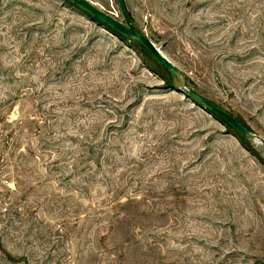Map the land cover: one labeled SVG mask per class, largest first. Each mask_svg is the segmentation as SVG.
I'll use <instances>...</instances> for the list:
<instances>
[{
	"label": "rangeland",
	"instance_id": "374dc122",
	"mask_svg": "<svg viewBox=\"0 0 264 264\" xmlns=\"http://www.w3.org/2000/svg\"><path fill=\"white\" fill-rule=\"evenodd\" d=\"M124 3L181 86L68 1L0 0V264H264V0Z\"/></svg>",
	"mask_w": 264,
	"mask_h": 264
},
{
	"label": "water",
	"instance_id": "95a60500",
	"mask_svg": "<svg viewBox=\"0 0 264 264\" xmlns=\"http://www.w3.org/2000/svg\"><path fill=\"white\" fill-rule=\"evenodd\" d=\"M72 2L77 7L88 11L96 21L101 23L103 26H109L113 31L117 33L124 34L126 37L142 44L154 57L157 59L165 68H167L172 75L175 77L176 82L181 86L180 71L177 66L171 62L162 51L157 48V46L144 34L140 33L132 24L131 18L129 16L128 10L124 3V0H117L122 11V14L126 20V23L120 22L114 16L106 14L99 8H97L92 3L87 0H68ZM186 95L194 102L196 105L208 108L216 113L218 116L227 121L238 133L243 137L255 141L258 139L256 135L251 132L247 127H245L237 118L232 116L230 113L216 105L215 103L204 99L203 97L197 95L194 92L186 91ZM260 143L264 146V139L259 138Z\"/></svg>",
	"mask_w": 264,
	"mask_h": 264
},
{
	"label": "trees",
	"instance_id": "16d2710c",
	"mask_svg": "<svg viewBox=\"0 0 264 264\" xmlns=\"http://www.w3.org/2000/svg\"><path fill=\"white\" fill-rule=\"evenodd\" d=\"M65 1H68V0H65ZM71 5H73V6H76V5H74L72 2H70V1H68ZM77 7V6H76ZM85 12H86V14H88L89 16H91V18H94L88 11H86V10H84ZM130 16V15H129ZM95 20V19H94ZM96 22H98V21H96ZM99 23V22H98ZM100 25H101V23H99ZM101 26H103V25H101ZM103 27H105V29H107L108 31H110V32H112L113 34H115L117 37H119L120 39H122V40H124V41H129L131 44H132V46L134 47V48H136L137 50H139V51H141L142 53H146L147 55H150V56H152L154 59H155V57L142 45V44H140V43H138V42H136V41H133L132 39H130V38H128V37H126L124 34H121V33H117V32H115V31H113L109 26H103ZM141 33V32H140ZM155 60H157V59H155ZM158 61V60H157ZM159 62V61H158ZM159 64L161 65V66H163L160 62H159ZM164 67V66H163ZM165 68V67H164ZM167 71H168V73H169V75H171V76H173L172 75V73L167 69V68H165ZM174 77V76H173ZM175 78V77H174ZM175 81H176V79H175ZM170 84H175L174 83V81H170L169 82ZM178 88V87H177ZM195 104H197V103H195ZM201 107H203V106H201ZM203 108H205V107H203ZM205 110H207L211 115H213L215 118H217L219 121H221L229 130H231L232 132H233V134L235 135V137H237L239 140H240V142L242 143V145L246 148V149H248L250 152H252L253 154H255L254 153V151H253V149L251 148V146H250V144L248 143V141H249V139H247V138H245V137H243L240 133H238L227 121H225L223 118H221L220 116H218L216 113H214L212 110H210V109H208V108H205ZM245 127H247L251 132H252V130L243 122V121H241V120H239Z\"/></svg>",
	"mask_w": 264,
	"mask_h": 264
}]
</instances>
